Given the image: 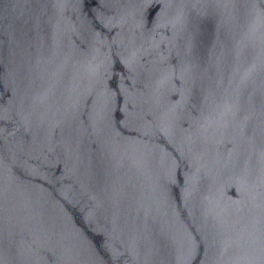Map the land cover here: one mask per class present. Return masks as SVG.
<instances>
[{"label":"water","instance_id":"water-1","mask_svg":"<svg viewBox=\"0 0 264 264\" xmlns=\"http://www.w3.org/2000/svg\"><path fill=\"white\" fill-rule=\"evenodd\" d=\"M0 264H264V0H0Z\"/></svg>","mask_w":264,"mask_h":264}]
</instances>
